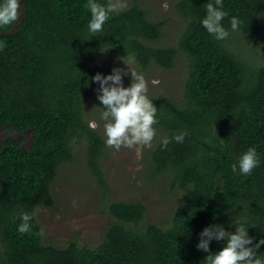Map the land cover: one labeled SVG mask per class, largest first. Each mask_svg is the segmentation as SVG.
I'll list each match as a JSON object with an SVG mask.
<instances>
[{"label":"trees","instance_id":"obj_1","mask_svg":"<svg viewBox=\"0 0 264 264\" xmlns=\"http://www.w3.org/2000/svg\"><path fill=\"white\" fill-rule=\"evenodd\" d=\"M106 3L107 0H99ZM213 0H178L175 11L186 23L175 45H150L162 36L163 21H152L134 3L105 22L93 36L86 30L88 0H18L21 16L0 27V128L32 133L24 148L7 137L0 145V264H204L207 252L195 247L198 233L210 224L249 236L264 237V64H255L217 40L201 26L205 5ZM238 29L264 46V0H223ZM18 10V9H17ZM107 47L135 56L136 64L163 69L174 66L179 51L188 74L178 102L159 93L148 96L157 108L161 135L186 131L182 143L170 139L148 150L153 174L167 176L183 192L182 204L167 226L147 222L141 202L111 201L113 218L95 247L77 240L64 246L44 243L36 208H53L51 185L57 168L72 157V142L87 141V165L100 188L108 184L100 166L104 139L83 116V93L98 107V82L106 71L97 53ZM248 147L260 163L248 176L231 165ZM21 211L34 213L32 229L17 231ZM145 223L143 226H141ZM223 241H211L218 251ZM257 254L264 255V244Z\"/></svg>","mask_w":264,"mask_h":264},{"label":"rangeland","instance_id":"obj_2","mask_svg":"<svg viewBox=\"0 0 264 264\" xmlns=\"http://www.w3.org/2000/svg\"><path fill=\"white\" fill-rule=\"evenodd\" d=\"M178 0H124L125 7L137 3L147 10L152 21L162 20V36L150 45H175L186 19L175 11ZM18 16L22 8L19 5ZM226 46L243 58L255 63L264 64V46L258 39H249L241 34L239 29L231 30L226 38ZM127 57L115 48L107 47L97 53V63L110 74L114 67L126 68L120 59ZM132 70L143 74L147 84V96L165 94L178 102L181 98L183 85L188 74V60L179 51L174 66L163 69L150 64L142 68L137 64ZM131 81V73L122 76V86L127 87ZM101 109L96 104L94 96L86 91L83 93V116L89 125L95 128L103 137L104 121L100 118ZM156 129V137L149 146L143 148L138 159L133 149L121 147L118 151L103 145L100 166L108 184V193L100 188L87 165V141L76 138L72 142V157L57 168L56 177L51 185V193L55 206L36 208L35 215L42 229L44 243L64 246L70 240H77L81 246L95 247L102 240L106 227L113 218L106 212V206L111 201L141 202L146 206L145 220L159 226H167L171 214L179 208L183 201V192L173 186L168 177L153 174L148 158V150L155 146L161 137ZM7 137L20 141L28 148L32 141L30 130L24 133L0 128V145ZM104 139V137H103ZM143 223L141 226H143Z\"/></svg>","mask_w":264,"mask_h":264},{"label":"clouds","instance_id":"obj_3","mask_svg":"<svg viewBox=\"0 0 264 264\" xmlns=\"http://www.w3.org/2000/svg\"><path fill=\"white\" fill-rule=\"evenodd\" d=\"M125 7L124 0H107L101 3L99 0H88L87 9L89 19L86 30L90 36L100 33L105 22L113 14H118ZM18 0H0V27L12 24L17 18ZM228 16L224 9L223 0H213L205 5V14L200 20L205 31L217 40H223L229 35L222 23ZM229 28L236 30L240 23L238 17L229 18ZM126 68L114 67L110 74L102 75L97 72L91 77L93 82H98L97 100L103 107H99L100 118L104 121L103 137L106 146L114 150L121 147L133 149L136 157L142 156L143 148L151 145L156 137L155 124L158 123L157 108L147 96V84L142 73L132 70L136 64L135 56L129 54L127 59L120 58ZM131 73L130 84L122 86V76ZM95 127V125H92ZM186 131L174 133L171 138L167 135L160 137L161 148L166 147L170 139L182 143ZM260 163V157L254 147H248L241 152L232 163L234 174L248 176ZM34 213L21 211L20 223L17 231L26 233L31 231ZM234 231H226L220 224H210L198 233V242L195 247L207 252L204 264H264V255L257 251L264 244V237L255 240L248 235L243 223H234ZM42 231V229H41ZM223 241V246L215 252L209 251L211 241Z\"/></svg>","mask_w":264,"mask_h":264}]
</instances>
